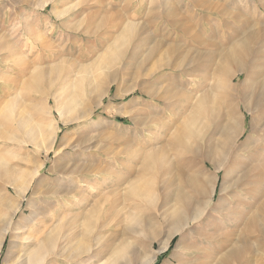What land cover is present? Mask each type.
Instances as JSON below:
<instances>
[{
    "label": "rangeland",
    "instance_id": "1",
    "mask_svg": "<svg viewBox=\"0 0 264 264\" xmlns=\"http://www.w3.org/2000/svg\"><path fill=\"white\" fill-rule=\"evenodd\" d=\"M43 2L0 0V111L11 101L20 117H32L33 122L31 104L43 101L44 96L37 90H29V86L36 71L43 69L49 74L46 89L62 95L63 104L67 102L64 92L73 89L72 85L74 87L76 80L84 74L87 79L79 95L80 103L72 109L71 115H83L89 106L87 102L95 105V111L90 120L81 123L74 121L65 125L59 122L58 141L50 149L47 142L44 144L40 139L37 140L39 147H35L21 131H6L8 137L15 139L10 142L4 139L0 143V157H4L10 168L25 172L22 175L17 170V175L12 176L20 184L40 169H43V176L40 183L34 182L30 186L29 194L22 202L5 176H0V228L8 226L13 215V227L35 230L44 225L55 228L58 217V220L63 219L66 230L62 234L69 236L70 246L77 250L84 244L86 250L90 249L76 264H102L109 252L123 243H130L138 253L122 264H143L161 248L160 243L152 244L150 233L154 231L159 239H165L171 227L166 215L175 203V188L165 191L164 176L160 174L151 195L147 194L144 199L133 196L130 201L129 197L126 199L125 191L128 184H121L120 180L126 171L139 165L142 153L160 149L165 133L171 135L174 128L161 129V125L169 121L176 97L179 94L181 97L197 96L210 89V74L216 69L212 67L219 53L228 47V42L246 38L250 32H258L264 40V15L258 13L264 0H52L48 5ZM128 24H133L134 30L122 48V59L104 65L106 50L123 37ZM174 46L181 47L182 51L179 69H155L171 65L168 61ZM158 47L161 51L155 55ZM213 54H217L215 61L210 60ZM60 67L59 72H51ZM85 68L86 71H82ZM105 75L111 79V85L95 89ZM140 84L156 95L151 98L143 94ZM215 95L216 104L224 100L223 95ZM234 96L226 98L229 102L224 111L229 112L231 118H241L243 113L249 129L251 114L246 112L243 104L241 109L237 106L239 98L237 94ZM184 109H189L188 104H184ZM131 110L135 113L129 114ZM52 111V115H41L46 124L57 119L56 112ZM71 115H68L69 119ZM248 133L241 142L247 139ZM62 139L66 142L60 148ZM199 144L190 141L194 149ZM252 145L253 142L247 147L249 151L245 148L243 154L226 161L232 169L226 186L223 184L225 171L218 172L209 163L204 165L193 154L180 157L177 151L170 152L168 159L174 165L190 162L198 173L214 181L211 191L215 190V195L203 223L192 229L198 239L194 245L201 263L216 264L238 251L237 264H264V145L257 151L251 148ZM251 152L256 153L254 160H249ZM101 196L113 200L114 211L106 219L98 213L92 221L95 225L88 230L84 225V214ZM199 200L206 199L200 197ZM18 205L20 208L17 209ZM223 220L228 222L227 226ZM205 227L207 233L203 234ZM21 233L13 230L4 237L0 235V243L4 240L0 264L18 263L16 258L23 244L17 237ZM179 239L176 236L171 247L157 255L154 264H166L176 250L183 252L192 243L187 236L184 241L180 239L182 242ZM220 255L222 259H219ZM233 261L226 264H234Z\"/></svg>",
    "mask_w": 264,
    "mask_h": 264
},
{
    "label": "bare ground",
    "instance_id": "2",
    "mask_svg": "<svg viewBox=\"0 0 264 264\" xmlns=\"http://www.w3.org/2000/svg\"><path fill=\"white\" fill-rule=\"evenodd\" d=\"M51 1L52 0H44L43 4L48 5V3ZM258 13L260 15H264V5L259 7ZM133 30V24H128L127 27L124 29L123 37L120 36V38L115 41L114 45H111L112 47L109 49V51L106 50L107 54H105V56L103 57L104 61H102L104 65H109L111 64V62L115 63V61H117L123 56L124 52H122V48L127 45V40L130 39ZM262 37L258 32H250V34L246 38L233 42L236 39L235 38L234 40H231L232 42H228V47L223 49L217 56L218 60L215 63L212 61L215 64V66L213 65L212 68L215 69L216 67L214 72L212 71L213 73L210 74L209 81L212 86L210 85V89L207 90L204 94H200L197 96L193 94L188 95L186 97H181L180 94L179 96L176 94L178 97H176L177 101L175 103V109L171 117L169 118V121H161V129L171 128V126L174 128L171 132V135L169 136V133H165V139H163V141L161 142L162 146L160 147V149L149 150L147 152L142 153V159L139 165L134 170L126 171L127 174L122 180H120L121 184H128L127 187H125V191L127 192L126 199H128L127 197H129L130 201L133 196H137L140 199H144L147 194L151 195V193L154 192V190L156 189V180L160 174L164 176L163 188H165V191L168 192L175 188V203L166 215L167 221L171 222L169 224L171 225V227L170 229L168 228L169 231L165 239H159L157 235L153 234L154 231L150 233L151 236L149 238L150 240H152V244L160 243L161 248L159 250H155V255L150 257V259L146 260L143 264H154L157 261V255L166 252L171 247V244L176 236H179L182 241H184V238L187 236L192 240V243H190L188 247H185L183 252L176 250V254L171 259H169L166 264H209L201 263L200 259H198L200 257L198 255L199 251L196 250V246L194 245V243H196V240L198 239H196V237L193 235L192 229L194 227L196 228V226H201V224L203 223L204 214L206 210L210 207L212 202L211 199L215 195V190L211 191V186L214 181L211 177H205L200 174V172L198 173L190 162L184 163L182 161L174 165L171 159L168 158L171 155L170 152L173 151H177V153L180 154V157L193 154L196 157L200 158L204 165L209 163L218 172L222 170L225 171V175L223 177V184L226 186L230 182L229 175L232 171V169L227 165L226 161L229 158H236L239 155L243 154L245 148H249L252 142L253 145L251 146V148H255L256 151L264 145V40H262ZM0 40H2V37H0ZM135 46L137 45L135 44ZM180 49L181 47L176 46L170 49V54L172 55V57L168 62H171V65L165 64L155 69H179L178 61L182 56V51H180ZM160 51L161 48H156L154 51L155 55H158ZM167 53H169V51ZM216 55L217 54H213V57H210V60L215 61ZM179 63L182 64L181 62ZM192 66L194 67V65ZM207 66L209 67L208 64ZM86 68L82 71L85 72ZM60 70L61 67L55 68L51 72H59ZM193 72L191 76H193ZM47 75L49 74L44 69L43 71H36V73L32 77V80L30 81L29 90H37V92L44 96L43 101H38L34 104H31L32 108L30 110H32V115L34 118L33 122L30 120L32 117H30V119L23 116L20 117L18 115L17 107L16 105H14L15 103L11 101H9V103L4 106L2 111H0V143H2L4 139L9 142L10 139H12L11 141H13L15 138L13 139L12 137H8L6 133V131L8 132L10 130H13V132L21 131V134L23 132L25 135V139L31 142L35 147H39L37 140L40 139L43 141L44 144L47 142V148L50 149L58 141L57 139L59 137V132L61 129L59 122L68 125L74 121H78L81 123L92 118L95 111V105L93 106V104L89 102H87V105L89 106L85 104L87 106V109L83 115H78V117H72L71 115L72 109L76 107V104L78 105L80 103L79 95L83 92V87L87 79L83 77L85 76L84 74L80 78L77 77L78 79L76 80V85L74 87L72 85L73 89H69L64 92L63 95L67 96L66 104H63V102L61 101L62 95L59 96L57 92L53 91L50 88L46 89L45 85L47 84ZM241 77L243 78L240 80ZM110 80L111 79H109L108 76L102 78L95 85V89L101 90L106 88L107 86L111 85ZM91 85L92 83L90 84V86ZM140 87V90L143 92V94L149 95L151 98L156 95L152 94L147 89L148 87L145 88V86H143L142 84H140ZM215 94L223 95L224 100H222V102H220L219 104H216L215 99L217 97L215 98ZM236 94L239 98L237 106L241 109V104H243L246 112L248 114H251L252 119L250 121L249 129L246 127V118L244 117L243 113L241 117L242 119L238 116L231 118L229 112L224 111L226 107H228L227 104L229 102L228 99L226 100V98H229L231 96L235 98L234 95ZM19 95L18 97L21 96ZM160 98H162V95ZM168 99H170V97H168ZM168 99L166 98V100ZM184 104H188V110L184 109ZM90 106L91 108H89ZM48 107H50V111H48ZM53 109L57 114V119L52 118L53 120L50 121V123L46 124L44 122V119L41 118V115H44V113H50L52 115L54 114L52 111ZM130 112L131 114L135 113L134 110L129 111V114ZM68 115H71L72 118L69 119ZM131 118L134 120V115H132ZM154 119L153 121H155ZM248 131L249 133L247 134V139L241 142V139L243 138L244 134ZM210 132L213 133L210 135ZM191 140H193L197 144L198 142H200L199 147L196 149L192 148V145L190 146ZM65 142L66 140L62 139L60 148L62 147V145H64ZM258 152L259 154L262 153L260 151ZM251 153L249 156V160H254V158L256 157V153ZM3 158L0 157V176H5L7 183L11 186V188L14 189L16 196L22 202L26 200L29 194L28 190L30 186H32L34 182L40 183V178L43 176V169L36 171L35 174L31 175L25 183L20 184L18 183L17 179L12 176L13 174L17 175L15 171L19 169L10 168L7 161ZM101 169L103 170V168ZM20 170L19 173L23 175L25 172ZM37 185L39 186V184ZM114 193H116V190L112 192L113 195ZM200 197H203L206 200L201 201L199 200ZM114 207L115 206L113 200H110V198H107L106 196H101L97 202L94 201L92 208H90L84 214V225L87 226L88 230H91V226L95 225L94 222L92 224V221H94L95 216L99 213L102 217L104 216V219H106V216L111 214V211L114 209ZM18 208H20V205H18L17 209ZM262 211L264 212V207H262ZM13 218L14 215L10 218L8 226H4L5 228H0V235L4 237L13 230L18 233L19 231L20 233L22 232L21 235L17 237L20 243L23 244L22 247H20V251L16 258L18 261L17 264H76V262L80 260L82 255H87V253L90 251V249L86 250L84 244L80 245L77 250H74L70 246L71 240L69 239V236L66 233L62 234V232L66 230L65 225H63V219L58 220L57 217L56 220L58 221V223L56 224L55 228L53 225H50L51 227L53 226L52 228H50L48 225H44L40 229L35 230V228L32 229L31 227H13ZM217 219L219 218L217 217ZM224 222L227 226L228 222ZM214 223L216 224V222ZM225 223H223V225ZM33 224L34 223H32L31 226ZM207 225L209 226V223ZM211 226L216 227L217 225ZM206 229L207 228L205 227L203 234L204 232H206ZM214 234L219 235L216 233ZM226 234L224 235L227 236ZM212 237L208 238L211 240ZM181 240L180 242H182ZM3 241L0 243V252L3 247ZM180 242L176 243L177 249H179L178 247L180 246ZM218 243L220 242H217V244ZM246 246L248 247L247 244ZM217 248H219V246ZM218 250L220 251V249ZM137 253V249L132 248L130 243H123V245L116 248L111 253L109 252L107 260L102 264H122L123 262L132 260L134 256L137 255ZM239 256L240 255L238 254V251L232 252L230 254V258L228 257L225 260L222 259L223 257L220 255L221 258L219 257V259L222 260H218L219 262L216 264H226L227 261L231 263L232 260H235L233 262L237 264L236 261L239 260ZM240 260H242V258Z\"/></svg>",
    "mask_w": 264,
    "mask_h": 264
}]
</instances>
